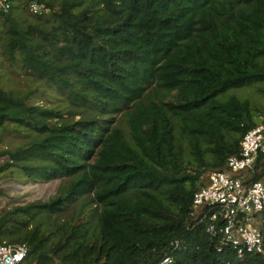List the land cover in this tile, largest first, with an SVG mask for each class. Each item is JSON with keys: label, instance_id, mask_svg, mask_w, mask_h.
I'll use <instances>...</instances> for the list:
<instances>
[{"label": "trees", "instance_id": "obj_1", "mask_svg": "<svg viewBox=\"0 0 264 264\" xmlns=\"http://www.w3.org/2000/svg\"><path fill=\"white\" fill-rule=\"evenodd\" d=\"M255 83L264 0H10L0 135L23 140L0 147V176L60 184L5 208L0 243L33 264H264V211L262 250L241 257L206 230L209 206L192 212L203 175L264 123L236 93ZM260 160L235 176L263 181Z\"/></svg>", "mask_w": 264, "mask_h": 264}, {"label": "built area", "instance_id": "obj_2", "mask_svg": "<svg viewBox=\"0 0 264 264\" xmlns=\"http://www.w3.org/2000/svg\"><path fill=\"white\" fill-rule=\"evenodd\" d=\"M10 0H0V10L8 11ZM46 8L41 3L31 2L30 13H40ZM260 160L264 174V123L250 128L240 142L238 154L226 160L222 170L207 174V185L200 187L192 196V212H198L202 206L212 210L206 230L221 234V244L236 250L239 257L246 252L262 250V234L259 214L264 211V180H250L247 185L235 174L250 172L255 174V163ZM218 221V222H217ZM216 222V223H215ZM29 246L26 243H0V264H33L28 259ZM164 257L159 264H167Z\"/></svg>", "mask_w": 264, "mask_h": 264}, {"label": "rangeland", "instance_id": "obj_3", "mask_svg": "<svg viewBox=\"0 0 264 264\" xmlns=\"http://www.w3.org/2000/svg\"><path fill=\"white\" fill-rule=\"evenodd\" d=\"M10 77L12 78L9 80V84L15 86V82L12 80L14 79L20 85L21 80L13 76ZM236 93L241 97H247L250 99L254 111L257 114L256 118H264L260 114V111L263 108L262 106L264 105V83L251 84L242 89H238ZM41 98L42 102L45 103V96H42ZM0 139V147L14 146L23 140V137L13 133H3L0 135ZM207 173L203 175L204 178H206ZM19 176L20 175L18 173H16L14 178L0 176V213L5 208H10L13 205L25 204L36 200L46 201L56 192V189L60 184V179H54L49 182H41L39 180H27ZM69 211L70 208H65L62 213L67 215Z\"/></svg>", "mask_w": 264, "mask_h": 264}]
</instances>
